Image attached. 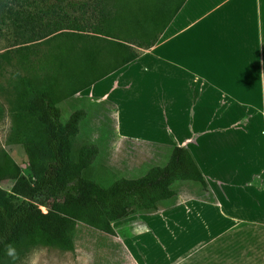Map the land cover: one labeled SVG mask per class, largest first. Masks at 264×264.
Segmentation results:
<instances>
[{"label":"rangeland","instance_id":"1","mask_svg":"<svg viewBox=\"0 0 264 264\" xmlns=\"http://www.w3.org/2000/svg\"><path fill=\"white\" fill-rule=\"evenodd\" d=\"M3 1L6 9L11 10H0V55L9 50L8 56H0V150H4L21 175L27 177L28 160L24 147L13 141L7 142L11 128L9 105L23 90L21 78H27L33 88L46 86L56 61L68 56L78 42L74 35L79 31L91 33L89 31L99 20L98 10L106 1ZM156 2L150 1L151 4ZM134 4L130 0L127 9ZM104 45L110 48V45ZM105 47L96 55V73L104 72L116 61L109 57ZM132 47L141 54L145 51L135 45ZM76 55L77 59L70 63V71L87 66L86 51L83 53L79 49ZM63 78V72L57 74L55 96L67 92L60 88ZM247 82L258 88L264 106V77ZM58 108L62 124L74 112L84 111L71 155L76 161L84 148L93 150L94 157L85 177L104 186L115 181L139 179L151 168L165 166L172 149L178 145L173 143L172 135L167 136L172 126L169 124L170 110L164 111L161 119L153 121L151 116L156 114L155 111L147 108L148 114L139 112L134 102L121 104L116 110L112 102L78 96L61 101ZM230 109L225 116V127L213 122L202 127L203 110L199 105L188 109V114L185 112V119L186 116L192 119L190 124L196 131L190 146L201 157L212 181L207 191L199 183L177 181L171 186L175 192L173 198L158 202L155 211H137L110 222L112 234L77 223L73 252L37 245L18 254L8 253L2 264H264V224H252L242 229L244 233L254 234L255 238L251 239L235 240L222 234L247 221L249 214L253 217L263 215L264 206L261 174L253 172L243 160L224 157L225 151L240 148L255 132L244 108ZM172 115L175 118L180 113L174 110ZM225 139L232 144H223L224 148H221L217 142ZM204 167L200 166L207 176ZM0 188L8 194L12 182L3 181ZM205 201L216 203L213 206ZM222 203L232 205L225 207ZM40 211L45 213L46 209L40 207ZM237 258L240 260L236 261Z\"/></svg>","mask_w":264,"mask_h":264},{"label":"trees","instance_id":"2","mask_svg":"<svg viewBox=\"0 0 264 264\" xmlns=\"http://www.w3.org/2000/svg\"><path fill=\"white\" fill-rule=\"evenodd\" d=\"M105 1L91 33L79 31L74 35L78 42L68 56L56 61L46 86L33 88L27 78H21L23 90L9 105L11 128L7 142L24 147L28 169L27 177L22 176L11 157L0 150V183L12 182L10 193L0 188V264L9 253V245L16 254L37 245L73 252L77 223L112 234L110 222L137 211H155L158 202L173 198L171 186L177 181L199 183L208 190L203 174L184 146L172 149L165 166L151 168L142 178L115 181L108 186L85 177L93 150L84 148L73 160V141L85 113L76 111L62 124L58 104L136 60L141 53L132 45L152 48L186 2L132 0L134 7L129 5L131 9H127L130 0ZM6 7L0 0V10ZM104 47L116 61L104 72L96 73V55ZM78 48L86 51L87 66L70 71ZM8 52L0 56H8ZM60 72L64 73L60 88L67 92L55 96V79ZM40 207L46 212L42 213Z\"/></svg>","mask_w":264,"mask_h":264},{"label":"crops","instance_id":"3","mask_svg":"<svg viewBox=\"0 0 264 264\" xmlns=\"http://www.w3.org/2000/svg\"><path fill=\"white\" fill-rule=\"evenodd\" d=\"M263 71L264 0H186L152 48L75 96L112 102L116 110L121 104L134 102L139 112L154 110L153 121L170 110L172 126L167 136L172 135L173 143L190 151L211 188L212 181L201 157L190 146L196 131L190 124L192 119H185V112L188 114V109L199 105L203 110L202 127H208L210 122L225 127L230 108H244L255 132L240 148L223 154L227 160L245 161L264 178L263 100L258 88L247 82L263 79ZM173 109L180 116L174 118ZM118 124L119 117L117 129ZM217 143L221 148L223 144H232L226 139ZM261 214L264 215V206ZM263 215L249 214L247 221L222 234L235 240L255 238L242 229L252 224L263 225Z\"/></svg>","mask_w":264,"mask_h":264},{"label":"clouds","instance_id":"4","mask_svg":"<svg viewBox=\"0 0 264 264\" xmlns=\"http://www.w3.org/2000/svg\"><path fill=\"white\" fill-rule=\"evenodd\" d=\"M14 250L11 248V245H9V254H11Z\"/></svg>","mask_w":264,"mask_h":264}]
</instances>
